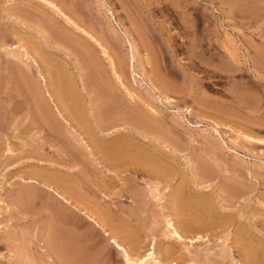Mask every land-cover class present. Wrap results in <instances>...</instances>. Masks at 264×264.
Here are the masks:
<instances>
[{
  "label": "rangeland",
  "instance_id": "374dc122",
  "mask_svg": "<svg viewBox=\"0 0 264 264\" xmlns=\"http://www.w3.org/2000/svg\"><path fill=\"white\" fill-rule=\"evenodd\" d=\"M46 1L75 27L0 0V264H125L85 214L134 258L154 245L164 264H255L251 245L264 264V0Z\"/></svg>",
  "mask_w": 264,
  "mask_h": 264
},
{
  "label": "bare ground",
  "instance_id": "6f19581e",
  "mask_svg": "<svg viewBox=\"0 0 264 264\" xmlns=\"http://www.w3.org/2000/svg\"><path fill=\"white\" fill-rule=\"evenodd\" d=\"M32 1H35V2H41V3H43V5H45V6H47L49 9H51L52 11H54V12H56L59 16H61V17H63L64 19H65V21H67V23H69V24H72L74 27H75V24H73L72 23V21H70L69 20V18H67L54 4H52V3H50V2H48V1H46V0H32ZM186 1V0H185ZM254 6V5H253ZM22 7V6H21ZM253 8V7H252ZM248 10V9H247ZM238 15V14H237ZM263 15V14H262ZM207 16V15H206ZM259 18V17H258ZM255 19V18H254ZM257 20V19H256ZM51 25V24H50ZM55 25V24H54ZM76 29L83 35V36H85L86 38H88V39H90L91 41H93L94 43H97V45H98V47H101V46H99V44H98V42L91 36V35H89L86 31H84V30H82V29H80V28H78V27H76ZM197 31V30H196ZM210 32V31H209ZM212 32V31H211ZM260 35V34H259ZM84 37V38H85ZM197 39V38H196ZM194 40V39H193ZM198 40V39H197ZM89 41V40H88ZM199 41V40H198ZM89 43V42H88ZM87 43V44H88ZM92 43V42H91ZM200 44H201V42H199ZM196 44H197V41H196ZM94 45V44H93ZM198 45V44H197ZM207 45V44H206ZM130 49H131V58H132V61L134 60V53H135V47L133 46V44L132 43H130ZM211 49V48H210ZM102 51H103V54L104 55H106L107 56V54H106V51L102 48L101 49ZM85 51V50H84ZM108 57V59L110 60V65H112V68L114 69V65H113V62H112V60L109 58V56H107ZM231 58V57H230ZM8 61V60H7ZM232 61V60H231ZM235 62V63H234ZM237 63V61L233 58V61H232V64L233 65H231V68H232V66H233V68H236L237 69V67H236V64ZM206 64V63H205ZM254 64V63H253ZM256 65V64H255ZM208 66V65H207ZM260 66V65H259ZM133 67V66H132ZM228 67V66H227ZM258 67V66H257ZM261 67V66H260ZM230 68V69H231ZM233 70V69H232ZM235 70V69H234ZM236 71V70H235ZM247 71V70H246ZM64 72V71H63ZM239 72V71H238ZM236 73V72H235ZM114 74H115V77L119 80L120 79V77L114 72ZM160 74V73H159ZM64 75H65V73H64ZM228 75V74H227ZM31 76V75H30ZM256 77V76H255ZM44 78V77H43ZM45 79V78H44ZM163 80V79H162ZM251 80V79H250ZM260 80V79H259ZM258 82H260V81H258ZM261 82H262V80H261ZM261 82H260V84H261ZM264 82V81H263ZM262 82V83H263ZM45 86L44 87H46L45 89H46V92H45V90H44V92L46 93V95H47V97L49 98V99H47V100H49V103H50V101H51V103H53L54 104V106H55V109L58 111V107H57V105L55 104V100H54V98H53V96L51 95V93L49 92V90H48V85L46 84V80H45V84H44ZM41 86V85H40ZM251 86V85H250ZM255 88V87H254ZM44 89V88H43ZM184 89V88H183ZM247 89L245 88V90H242V91H245V92H243V94L245 93V95H242L240 98V100H238V101H240V105H242L241 107H244V108H247L248 110L249 109H251L252 108V104H253V102H252V92H250L249 90H247ZM252 90V89H251ZM254 90V89H253ZM240 91V90H239ZM44 93V94H45ZM45 95V96H46ZM128 95L130 96V97H132L133 98V94L132 93H130V92H128ZM55 97V96H54ZM256 98V97H255ZM254 99V98H253ZM46 100V99H45ZM42 101V100H41ZM164 101H166V102H168V103H172V100L171 99H168V98H165V100ZM183 101V100H182ZM185 101V100H184ZM258 102V101H257ZM256 102V103H257ZM34 105V104H33ZM52 105V104H51ZM146 105V104H145ZM207 105H209V103H207ZM209 106H211V105H209ZM49 107V106H48ZM131 107V106H130ZM208 107V106H207ZM214 106H212V108H213ZM240 107V106H239ZM74 108V107H73ZM147 108H148V111H149V113L152 115V116H156L157 114H158V112H157V110L155 109V108H152V107H150V106H148L147 105ZM54 109V110H55ZM133 109V108H132ZM207 109V108H206ZM257 109V108H256ZM184 110V109H183ZM186 111V110H185ZM189 111V110H188ZM208 111V110H207ZM228 111V110H227ZM211 112V111H210ZM213 112V111H212ZM211 112V113H212ZM217 112H220V111H217ZM49 113V112H48ZM57 113V112H56ZM134 113H136V112H134ZM185 113H188L187 111L185 112ZM211 113H209V114H211ZM221 113V112H220ZM226 113V112H225ZM232 112H230V114H231ZM237 113V112H236ZM42 114V113H41ZM82 114V113H81ZM179 114V113H178ZM149 115V114H148ZM225 115V114H224ZM228 115V114H227ZM125 116V115H124ZM128 116H132V114L131 115H129L128 114ZM127 116V117H128ZM141 116V115H140ZM178 116V115H177ZM176 116V117H177ZM262 116V115H261ZM57 117V116H56ZM58 117H62V114H61V112H58ZM99 117H101V116H99ZM123 117V116H122ZM126 117V118H127ZM142 117V116H141ZM184 117V116H183ZM144 118V117H143ZM159 118V117H158ZM131 119L133 120V122L136 124V128H138V126H139V128L140 127H144V129H145V131L146 132H151V128H154V127H150V126H147V124L145 123V121L143 120V119H141V118H139V117H137V116H132L131 117ZM147 119V118H146ZM152 119V118H151ZM180 119H182V118H180ZM185 119V118H184ZM73 120V119H72ZM149 120V119H148ZM64 121V120H63ZM185 121V120H184ZM152 122V121H151ZM66 123H67V121H66ZM148 123V122H147ZM55 125V124H54ZM59 125V124H58ZM68 125V124H67ZM134 125V124H133ZM151 125V124H150ZM154 126V125H153ZM155 127H157V126H155ZM173 127V126H172ZM191 127H193V126H191ZM89 128V127H88ZM175 128V127H174ZM188 128V127H187ZM155 129V128H154ZM138 130H140V131H143V128L142 129H138ZM137 131V130H136ZM172 131V130H171ZM174 131V130H173ZM155 132V131H154ZM180 132V131H179ZM131 133V132H130ZM140 132L138 131V134H139ZM144 133V132H143ZM214 133H216V131L214 132ZM218 133V132H217ZM94 134V133H93ZM158 134V133H157ZM156 134V135H157ZM160 134V133H159ZM176 134H178V133H176ZM141 135V134H140ZM142 135H145V134H142ZM149 135V134H148ZM151 135V134H150ZM155 135V134H154ZM152 136V135H151ZM80 137V136H79ZM150 137V136H149ZM154 137V136H153ZM152 137V138H153ZM159 137V136H158ZM81 139L83 138L82 136L80 137ZM137 138V137H136ZM145 138V137H144ZM147 138V137H146ZM161 138V137H160ZM216 138H218V137H216ZM244 138L249 142V143H253V142H255V139L254 138H252V137H249V136H244ZM148 139V138H147ZM79 140V139H78ZM82 141V140H81ZM144 141V140H143ZM163 141V140H162ZM222 141V140H221ZM257 141V140H256ZM153 142V141H152ZM168 142V141H167ZM260 141H258V142H256V143H259ZM83 143L85 144V143H87V142H84L83 141ZM124 143V142H123ZM147 144V143H146ZM214 144V143H213ZM131 145V144H130ZM219 145V144H218ZM146 147V146H145ZM182 147V146H181ZM89 148V147H88ZM169 148V147H168ZM217 148V147H216ZM142 149V148H141ZM152 150V149H151ZM214 150H215V148H214ZM155 153V152H154ZM166 153V152H165ZM148 156V155H147ZM152 156V155H151ZM160 156V155H159ZM218 156V155H217ZM163 161V160H162ZM221 165V164H220ZM264 165V164H263ZM151 167V166H150ZM195 167V166H194ZM156 168V167H155ZM175 168V167H174ZM158 169V168H157ZM156 169V170H157ZM162 169V170H161ZM195 169V168H194ZM160 170L161 171H164V172H162L163 174H165V173H167V175H169L168 174V172H172V171H167V170H165L164 169V167H162V168H159V173H161L160 172ZM188 170V169H187ZM205 170V169H204ZM222 170V169H221ZM176 171V170H175ZM190 171H191V169H190ZM206 171V170H205ZM216 171V170H215ZM161 173V174H162ZM243 174V173H242ZM166 175V174H165ZM217 175V174H216ZM31 177V176H30ZM245 177V176H244ZM250 177V176H249ZM260 179H261V177H259ZM30 180H22L23 181V183H26V184H34V185H40V187H41V185L43 186V187H45L46 188V190L48 191V192H50L55 198H57L58 200H60L63 204H65V205H71V200L68 198V197H66V196H64L63 194H61L59 191H57L56 189H54L52 186H48L47 184H45L44 183V181H42V182H39L38 181V179H32V178H29ZM182 179V178H181ZM258 179V178H257ZM185 181H187V180H185ZM257 182V181H256ZM189 183V182H188ZM229 183H230V181H229ZM182 185V184H181ZM186 185V184H185ZM27 186V185H26ZM183 186V185H182ZM190 185H188V187H189ZM187 187V186H186ZM232 187V186H231ZM235 190V189H234ZM158 192V191H157ZM177 192V196L178 197H180L181 196V192L180 191H176ZM223 192V191H222ZM262 192V191H261ZM172 193V192H171ZM190 195V194H189ZM188 195V196H189ZM199 195H200V193H199ZM205 196V195H204ZM183 197V196H182ZM220 197V196H219ZM224 197V196H223ZM228 197V196H227ZM191 199V198H190ZM210 199V198H209ZM222 199V198H221ZM257 199H258V197H257ZM256 199V200H257ZM234 202H235V200H234ZM195 203H196V201H195ZM197 203H198V201H197ZM214 203V202H213ZM263 204H264V202H263ZM211 205V204H210ZM260 205V204H259ZM202 206V205H201ZM214 208V207H213ZM260 210V209H259ZM218 212V211H217ZM260 212V211H259ZM189 213V212H188ZM239 213V212H238ZM83 214H85V213H83ZM185 214V213H184ZM209 214H212V213H209ZM214 215V214H213ZM85 216H86V218H87V220L89 221V222H91V223H93L96 227H98V228H100V229H102V230H104L105 232H104V234L110 239V241L112 242V244H114L115 245V247L117 248V250H119V251H121V253H122V255H123V258H124V263L125 264H149V263H152V264H164L163 263V261L161 260V259H159L158 257H156L155 256V254H154V245L152 246V248L150 249V251L148 252V253H146L143 257H140V258H134L133 256H132V253H131V251H130V249H128L127 247H125L122 243H120L119 241H118V239L113 235V233H110L109 231L107 232L106 231V229H105V227L103 226V224L99 221V220H97L96 218H94L93 216H91L90 214L89 215H87V214H85ZM238 216V215H237ZM192 217V216H191ZM190 218V217H189ZM188 219V218H187ZM219 220V219H218ZM217 222V221H216ZM218 223V222H217ZM237 223V222H236ZM258 223V222H257ZM253 226V225H252ZM219 227V226H218ZM165 230L167 231V236L170 238V239H173L175 242H183V241H185V237L180 233V231L178 230V228L175 226V224H174V222L171 220V218L170 217H167V219H166V221H165ZM196 230V229H195ZM216 230V229H215ZM244 231V230H243ZM254 231V230H253ZM218 232V231H217ZM190 234V233H189ZM195 234V233H194ZM227 234V233H226ZM205 237V236H204ZM203 239V237L202 236H195L194 238H192V239H189V241L188 242H196V241H198L199 242V240H202ZM195 240V241H194ZM204 240H206V239H204ZM200 242H202V241H200ZM205 242V241H204ZM222 243V242H221ZM259 243V242H258ZM261 245V244H260ZM260 245H259V247H260ZM257 246V245H256ZM236 248H237V246H236ZM225 249V248H224ZM262 249V248H261ZM248 256L252 259L253 258V260H254V262H255V264H260L261 263V260H262V257H261V252H260V249L258 248V247H253V249H252V246L250 245L249 247H248ZM264 251V250H263ZM230 255V254H229ZM228 255V256H229ZM197 256H199V255H197ZM181 258V257H180ZM171 264H175V263H171ZM263 264V263H262Z\"/></svg>",
  "mask_w": 264,
  "mask_h": 264
}]
</instances>
